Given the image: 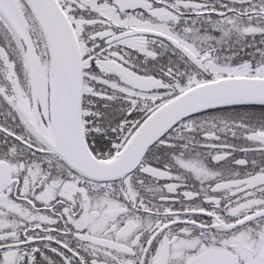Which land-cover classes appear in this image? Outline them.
<instances>
[{"label": "snow or ice", "instance_id": "1", "mask_svg": "<svg viewBox=\"0 0 264 264\" xmlns=\"http://www.w3.org/2000/svg\"><path fill=\"white\" fill-rule=\"evenodd\" d=\"M0 264H264V0H0Z\"/></svg>", "mask_w": 264, "mask_h": 264}]
</instances>
